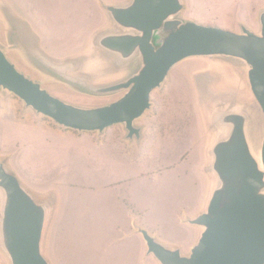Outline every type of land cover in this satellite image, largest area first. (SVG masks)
I'll return each instance as SVG.
<instances>
[{"label": "rangeland", "instance_id": "rangeland-1", "mask_svg": "<svg viewBox=\"0 0 264 264\" xmlns=\"http://www.w3.org/2000/svg\"><path fill=\"white\" fill-rule=\"evenodd\" d=\"M132 0H0V50L51 95L79 108L120 99L127 90L93 93L138 74L139 53L122 62L99 47L122 34L107 6ZM174 19L260 33L264 0H180ZM162 35L154 32L158 47ZM249 67L231 56H194L175 64L134 121L103 131H77L37 113L0 89V163L46 210L41 254L48 264H159L139 230L188 256L203 228L189 221L206 211L217 185L212 147L229 127L224 112L242 113L261 166L263 112ZM3 193L0 190V219ZM0 264H11L0 235Z\"/></svg>", "mask_w": 264, "mask_h": 264}, {"label": "water", "instance_id": "water-1", "mask_svg": "<svg viewBox=\"0 0 264 264\" xmlns=\"http://www.w3.org/2000/svg\"><path fill=\"white\" fill-rule=\"evenodd\" d=\"M180 0H132L127 6H107L114 23L125 32L106 34L99 47L124 62L139 53L142 68L125 82L111 86L87 87L93 93L127 90L120 99L95 108L67 104L19 72L0 50V89L20 98L26 106L77 131H103L123 123L127 138H136L134 126L150 107V95L160 86L172 67L194 56H231L243 60L251 91L264 115V12L259 16L260 33L242 27V33L183 22L176 16ZM162 35L160 45L151 43L153 33ZM242 113L224 112L217 124L229 127L212 147V171L217 185L206 211L190 220L203 228L188 256L157 242L146 230H139L147 248L160 264H264V139L261 166L251 152ZM264 132V118H263ZM3 193L0 235L11 264H48L41 254L45 208L22 188L20 182L0 163Z\"/></svg>", "mask_w": 264, "mask_h": 264}, {"label": "crops", "instance_id": "crops-1", "mask_svg": "<svg viewBox=\"0 0 264 264\" xmlns=\"http://www.w3.org/2000/svg\"><path fill=\"white\" fill-rule=\"evenodd\" d=\"M158 261V260H157ZM159 263V262H158ZM160 264V263H159Z\"/></svg>", "mask_w": 264, "mask_h": 264}]
</instances>
